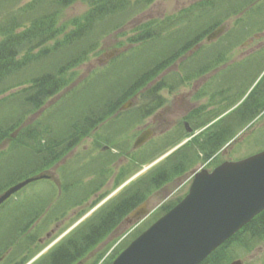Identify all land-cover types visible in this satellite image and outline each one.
Masks as SVG:
<instances>
[{"label":"trees","instance_id":"16d2710c","mask_svg":"<svg viewBox=\"0 0 264 264\" xmlns=\"http://www.w3.org/2000/svg\"><path fill=\"white\" fill-rule=\"evenodd\" d=\"M17 1L8 11H3L0 4V145L5 140L9 144L0 151V194L29 176L59 165L64 156L90 135L106 113L119 110L128 99L137 96V104L129 112L134 115L133 122L140 120L141 116L164 104L165 100L159 94L162 89H171L193 76L230 62L238 46L255 33L264 31V0H198L179 14L152 19L135 27L131 36L118 44L121 47L125 43L129 45L125 53L73 87L71 83L76 78V69L91 56L97 55L102 40L125 27L155 0ZM76 2H84L88 6L87 11L60 23L65 10ZM223 24H228V30L222 37L215 42L204 43L188 55L210 32ZM185 55L187 57L180 61L179 72L171 71L150 85ZM255 57H248L236 65L246 67L256 59L261 63L259 60H264V48ZM199 63L203 66L198 67ZM69 86L73 88L46 110L42 118L33 124H24L29 113L38 110L48 98ZM250 98L245 100L240 111L249 118L252 109L258 113L264 108L262 93ZM73 111L82 113L68 118L67 113ZM236 116L239 120L243 117L238 113ZM210 120L211 117H208L203 124ZM234 126L235 119L229 123V128L221 126V130L209 136L205 145H200L202 151L209 147L206 158L211 157L232 136L229 129ZM107 140L109 144L115 142ZM174 144L176 142H170L167 147ZM155 153L142 161L135 159V162L138 161L134 165L135 170L153 160ZM196 161V150L194 154L191 144L183 146L99 208L34 264H79L85 261L86 256L105 241L118 222L145 200L148 189L174 180ZM110 162L111 159L108 160ZM57 169L61 181L66 178L72 182L70 187L64 188L63 184L60 194L52 182L42 180L25 187L0 206V255L9 251L6 258L15 264H24L37 255L43 247L40 239L46 225L62 219L67 210L79 205L81 201L78 199H85L92 191L90 186H84L82 177L76 175V168L65 164ZM100 171L108 173L106 162L102 163ZM132 172L127 168L121 169L115 187ZM42 182L49 184L50 189L47 187L42 193L24 195L28 188L32 189ZM74 185L86 188L80 198L74 199L71 190ZM173 205L167 203L164 211ZM254 222L264 223V213L201 264H228L237 252L234 248L251 250ZM257 237L264 239V227L260 228ZM106 246V249L98 250L90 264L101 262L111 247ZM125 246L119 248L116 255Z\"/></svg>","mask_w":264,"mask_h":264},{"label":"rangeland","instance_id":"374dc122","mask_svg":"<svg viewBox=\"0 0 264 264\" xmlns=\"http://www.w3.org/2000/svg\"><path fill=\"white\" fill-rule=\"evenodd\" d=\"M2 1L0 4H2L1 9L3 11H5L6 9H7V11L12 9V7H10L12 5V3L18 2L17 0H2ZM27 1L28 0H25L24 2H27ZM197 1L198 0H155L147 9L136 14V16L134 15L135 17L132 18L125 25V27L109 34L108 36H106L102 40L101 46H100L101 49H99L97 51L98 52L97 55L91 56L90 60L86 64L77 68L76 78L71 83V86L77 87L79 84H81L82 81L89 78V76L91 75L90 74L91 72L95 71L96 68H100L99 64H101V60H104L102 63L105 62L104 53L107 54V53L112 52L114 47L118 46L120 41L125 42L127 40V38L131 36L132 31L135 27L139 26L140 24H142L144 22H148L149 20H152V19H163L167 15L179 14L180 11H183L186 7H189L191 4H193L194 2H197ZM87 9H88V6L84 2H76L75 4L71 5L68 9L65 10L64 14L60 17V23L66 21L72 17L83 15L87 11ZM229 25H231V23H229ZM117 32H119V34H116ZM256 46H257L256 42H254V41L252 42L249 40V42L247 44H244L242 47L238 48V53L236 52V55L239 54L237 56H241V57L245 56V55H247L246 54L247 52L254 50V48ZM124 47L127 50L129 49V45L126 43H125ZM108 51H110V52H108ZM259 61L261 62L260 70H259L258 64H255L254 65V74L257 72V70H259L258 72H259V74L260 73L261 74L258 75V77L256 78V80H254V82H252V80H247V82H246L247 83V89H248L247 90V96L251 93L252 97H254V94L256 91L264 89V60H259ZM200 64L203 66L202 63H200ZM206 80L207 79H204V78H200L196 81L192 80L191 82H186V83L175 85V88H177V89L174 91H169V90L163 91L162 94L164 95V97L167 98V103L163 106V108H160L161 114L158 115L156 118L150 117L142 125L140 122H137L135 128L137 130L138 129L140 130V129L145 128L144 127L145 125L153 126L155 129L156 135L157 134L163 135V134L169 132L174 127L175 124L176 125L179 124L180 121L183 120V118L186 116V114L188 112H191L192 110L198 109L196 107H198L199 105H200L199 108L206 107L207 109H209L211 106L209 103V99H210L209 95L200 97L201 98L200 101H197L198 99H196L194 97L197 95L199 90L206 84L205 83ZM71 86L66 88L65 92H68L69 89L73 88ZM14 91H16V90H14ZM65 92L61 91V92L57 93L56 96L53 97V99L48 98V100L45 102L44 105L41 106L42 108H39L40 110L36 114L31 115L32 112H31V114L30 113L28 114V117L25 119L24 124H26L27 122H28V124H33V123H35V121H37V119L42 118V116H43L42 111L44 112V111L50 109V107L52 105H54V104L56 105L58 100L64 96ZM215 98L217 100L218 97H215ZM136 104L137 103H135L134 106ZM80 112L81 111H73L70 114L67 113L68 118L74 117L73 116L74 114L80 113ZM263 122H264V120L263 121L261 120L259 123H257L252 128L245 130V131L242 130L243 132L240 131L236 135L237 138H236L235 142L232 143V146L230 145V146L226 147V149L223 153V156L220 159H224V160L231 159L233 161L239 160V159L248 157V156L256 153L257 151L263 149L264 148V124H263ZM119 125H121V124H119ZM132 127H133V125H132ZM134 129H132L130 127V129H128V128H126L124 130L122 129L119 132H115V130H112L110 132H106L103 128L100 129V132L103 135H105L107 133L108 134L113 133L114 139L117 140L118 142H120V143L116 144V145H119L118 147L121 148L120 152L124 151V152L128 153L129 159H130V161L128 163L130 166V169H129L130 171H135V168H136L134 166L136 164L135 159L139 161L141 159V155L144 153V151H141L142 148H140L138 150L131 151L132 148L130 146H132V145L131 144H129L128 146L126 145L128 143L126 141L129 138L131 139L134 137V135H135ZM214 130H216V129H214ZM177 136H179L178 138L180 141L183 137L186 136V133H184V131H183V133H181V131H178ZM200 137L201 136H198V138H200ZM201 139H202V137H201ZM201 139H200V141H201ZM93 140H94V138L92 136L91 137L88 136L87 138L82 140L80 142V144L75 149L71 150L70 154H68L69 155L68 157H70V158L66 161V165H71L72 168H76V175H78V176H80L84 173L86 174L88 172V170H90L91 164L94 163L95 157H98L96 155H99V154L94 153L97 150H94ZM198 142H199V140H197L194 143H191V148H192V151L194 152V154H195V150H196V157H197L196 164L201 163V161L205 155L203 153L202 149H200L201 144H198ZM8 146H9L8 141L5 140L0 145V151L4 148L8 147ZM208 150H209V147L207 148V151ZM106 154L108 155L109 153H106ZM107 155L103 156V161H101V162H107L108 163V160L106 157ZM114 155L115 156L112 158L111 162L109 163L110 164L109 165L110 170L108 171V177H110V174H111V176L113 174H115V172H116L115 166L116 165H119L120 167L121 166L123 167V165H125V166L128 165V164H126L128 161L124 158L123 154L121 155V153L116 152V153H114ZM76 157L81 158L80 161L75 162L74 160ZM203 161H205V160L203 159ZM217 162H218V159H217ZM98 163H100V162H98ZM213 165H215V163ZM111 166H113L112 169H111ZM202 167H203V164L197 165V168H202ZM66 169H69L68 166H66ZM57 170L58 169L54 170V173H53L54 178H55L53 180L56 183V185L58 183H60L59 178H58L59 174H58ZM190 176H191L190 174L187 175V177L182 179L179 184H176V185L171 184L170 186H168L166 188V190H162L161 192L158 191V192L154 193L148 199L147 207H146L148 215L146 217L144 216V220L142 219L143 220L142 222L135 221L133 217L128 218V215L124 216L121 219V221H119L118 224L116 225L117 227L115 229H113L112 232L110 233V235L105 239V242L106 241L107 242L106 243L103 242L102 244H100L96 250L92 251L90 254H88V256H86L85 261H81L79 264H90L91 262H93V258L97 254L98 250L102 249V248L106 249V247H107L106 245H111L114 249L112 248V250L110 251L111 253L109 252V254L105 253V255L101 259L102 263L100 262L99 264H105V263H108L109 261L112 262L117 257V255L123 250L122 249L116 255L119 248H121L124 245V243H126L127 240H129L130 237H132L139 230L147 229L152 223H154L157 219H159L161 217V215L165 212L163 207L167 203H171L177 197H181L186 192V190H188L190 183H191V178H192ZM185 182L187 184L184 185V187H179L181 185V183H185ZM115 184H117L116 179L114 180V182L109 181L107 183V185L104 188H102V192H104L106 190L111 191L115 187ZM47 187L49 188V184L42 182V183L37 184L32 189L28 188L23 193H24V195H28V194L31 195L33 193H42L43 191H46ZM130 187H131V184L128 186V188H130ZM84 189H86V188L80 187V186L75 187V185H74V187L71 189L72 193L75 195L74 199L80 198L84 192ZM91 199L93 200V198H91ZM146 199H147V196L145 197V200ZM112 200L113 199H110L108 202H110ZM142 202L143 201H141V203ZM91 204L89 206H91ZM89 206H87V204L82 205L81 209L90 208ZM78 209H80V208L78 207ZM78 209L76 208V209L70 210L66 216V219L62 223H60L57 227L55 225V223L57 221H52V222H50V224L46 225V230L44 231V235L42 236L43 241L41 244L43 245V247L41 250H43L46 246H47L46 247L47 252L51 249V248H49V246L51 245L50 244L51 241L53 239H55L56 237H58L61 234V232H63L65 229H67L71 224H73L75 222V220L77 219V217H75V215L78 213ZM122 222H124V223L121 224ZM120 224H121V226H120ZM52 229H54V232L51 235V237H49V238L46 237V233L50 232ZM126 233H128V234L124 238L123 236ZM117 239H119V240L117 241ZM255 243H258V238L255 240ZM261 244H262V246H264V241ZM253 249H254V243L251 244V250H247V248H243L242 250H240V248H234V250H236L237 252H235L232 260L241 259L244 264H254L253 261H255V264H264V251H262V252L260 251L259 253H255V252H252ZM7 254L8 253H6V254L2 253V255H4V257H2V259L0 260V264H15V262H12V261H10V259H7L5 257V256H7ZM44 254L45 253H43V255ZM2 255H0V257ZM32 258L29 259L24 264H34L35 261H31V260H33Z\"/></svg>","mask_w":264,"mask_h":264},{"label":"water","instance_id":"95a60500","mask_svg":"<svg viewBox=\"0 0 264 264\" xmlns=\"http://www.w3.org/2000/svg\"><path fill=\"white\" fill-rule=\"evenodd\" d=\"M225 29L217 28L207 40L217 39ZM130 106L128 102L123 108ZM149 136L150 132H144L135 146ZM48 177L39 174L10 187L0 195V205L29 183ZM139 210L132 215L138 216ZM263 210L264 151L198 173L187 196L132 241L112 264H199Z\"/></svg>","mask_w":264,"mask_h":264},{"label":"flooded vegetation","instance_id":"af4514ba","mask_svg":"<svg viewBox=\"0 0 264 264\" xmlns=\"http://www.w3.org/2000/svg\"><path fill=\"white\" fill-rule=\"evenodd\" d=\"M258 37V35L256 36ZM257 48H264V39H259L257 41ZM254 63H250L249 65H253ZM235 69V68H234ZM227 75H230L228 72H227ZM247 75H249L247 73ZM248 78H231V77H225L223 78V84L224 86L221 88V101H219L218 104L216 105H211L210 106V113H212L211 111L218 108V107H222L223 104H225L229 98H232V97H236L238 93L241 92V87H238L237 85L238 84H241L242 81L245 80V82L247 81ZM196 81V80H195ZM196 85V84H195ZM200 106V105H199ZM198 108V109H195V110H192L191 112H188L186 114V116L183 118L182 121H180L179 124H175L174 127L167 133L165 134H157L156 135V132H155V129L153 126H148V125H145L143 129H136V125L131 127L132 129H134V137L133 138H129L126 142H128L126 145H129L131 144V140H132V146L136 140V138L145 130H151L152 133H150V136L149 138L146 140V142L140 147L142 148L141 151H144L143 154L147 155L145 156L144 158L146 157H149L151 154H153L154 152H159L161 151L162 149H165L167 148V145L168 143L170 142H175V141H178L179 140V136H177V132L178 131H181V133H188L190 134V137L188 138V141H192L194 138H196L197 136H201L200 139L204 142L205 140H208L209 139V136L211 135V133L208 131L205 133L204 131V128H206L205 126H203V123L206 121V119L210 116H208L209 114V109H207L206 107H202V108ZM252 109V108H251ZM160 110L161 109H157L156 111H153L152 113H149L148 115H144L141 119V125L147 120L149 119L150 117L152 118H156L158 115H160ZM162 112V111H161ZM131 113L130 112H123V111H119V112H115V113H109V122L110 123H113V124H121L119 125V130H124L126 128L130 129V123H131ZM192 114V115H191ZM249 114H253L254 115V109H252L251 112H249ZM118 117V119H117ZM115 125H108L107 128H109L110 130H112V128L115 126ZM191 130V132H190ZM120 143V142H118ZM110 147V145H108ZM107 148V147H106ZM105 148V149H106ZM139 148V149H140ZM155 148H157L156 150H154ZM113 151H116V150H113ZM189 154V151L187 153V155ZM124 158L128 161L126 164L129 163L130 159H129V155L128 153L126 155H123ZM123 158V157H122ZM121 158V159H122ZM143 158V159H144ZM204 159V157H203ZM202 159V161H203ZM201 163H199L198 165L200 164H203V166H206L207 169L211 170L213 169L215 166L213 165V161H203ZM127 166V165H126ZM125 165H123V167L119 166V165H116V172L115 174H113L111 176L110 174V177L108 178L107 180V183L110 181V182H114V180L117 178V176L120 174L121 172V169H124V167H126ZM113 166H111V169H112ZM199 168L196 167H190L189 169H187L185 172H183L181 175L179 176H176L174 178V180H171V181H168L167 184H165L161 189H160V192L162 190H166V188L168 186H170L171 184H179L181 182L182 179L186 178L187 175H191L190 177H192L195 172L198 170ZM188 182V181H187ZM187 183H183L181 185V187H184V185H186ZM107 185V184H106ZM187 191V190H186ZM264 227V223H260V222H254V249L252 250V252H255V253H259L260 251H264V246H262L261 243H263L264 240L258 242V243H255V240L257 239V233L258 231L260 230V228ZM259 241V240H258ZM255 259V258H254ZM254 264H255V261H253Z\"/></svg>","mask_w":264,"mask_h":264}]
</instances>
